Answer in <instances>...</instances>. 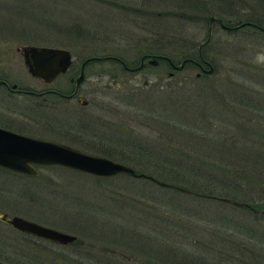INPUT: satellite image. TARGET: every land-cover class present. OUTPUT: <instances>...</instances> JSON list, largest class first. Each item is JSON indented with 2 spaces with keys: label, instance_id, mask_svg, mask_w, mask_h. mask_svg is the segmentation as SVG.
Wrapping results in <instances>:
<instances>
[{
  "label": "rangeland",
  "instance_id": "1",
  "mask_svg": "<svg viewBox=\"0 0 264 264\" xmlns=\"http://www.w3.org/2000/svg\"><path fill=\"white\" fill-rule=\"evenodd\" d=\"M219 1L0 0V78L38 90L53 87L54 79L45 82L27 71L18 49L27 44L67 48L76 64L87 55L101 54L134 64L147 50L154 55L164 52L179 62L182 53L194 55L209 27V41L201 51L212 73L196 76L199 70L194 65L174 69L164 60L144 62L129 72L109 59L90 61L80 84L87 104L58 100L56 117L62 124L78 116L95 127L103 123L105 130L94 136L108 139L112 159L136 170L158 175L172 170L178 177L179 166L189 170L192 163L208 174L203 178L190 172L198 177L196 182L212 183L220 194H231L230 186H250L252 201H264V173H251L256 169L238 150L249 149L250 142L242 140L264 139V108L238 106L226 94L238 83L245 86L243 92L262 86L264 33L249 26L228 30L216 20H205L218 15L234 22L254 17L262 21L264 8L257 0H226L231 5ZM68 74L58 75L56 85L67 86ZM256 93L260 99L261 93ZM35 99L9 96L0 84L2 115L22 117L19 111L25 106L36 109ZM40 102L37 110L52 119L51 94ZM59 110L65 114L58 115ZM166 158L169 165L160 168ZM38 170L39 176L29 178L0 167V210L7 209L8 215L18 212L74 234L75 239L52 249L16 243L20 234L0 220V260L241 264L248 249L264 251L260 239L264 212H249L212 196H196L125 174L97 177L56 166ZM182 178L178 185L194 183ZM19 248L28 249L35 258L11 254Z\"/></svg>",
  "mask_w": 264,
  "mask_h": 264
},
{
  "label": "water",
  "instance_id": "2",
  "mask_svg": "<svg viewBox=\"0 0 264 264\" xmlns=\"http://www.w3.org/2000/svg\"><path fill=\"white\" fill-rule=\"evenodd\" d=\"M212 20H216L222 28H229V26L224 24L220 18L210 15L208 21L210 22ZM250 24L252 23L249 21H241L233 27ZM209 35L210 32L208 31L207 37L198 44V50L201 45L208 40ZM18 49L21 51L23 63L29 74L38 77L45 82L51 81L55 75L63 72L71 61L68 49L63 47L27 44L20 46ZM146 56L147 54L142 55L139 63L133 67V69H139L143 65L142 59ZM92 58L97 57H88L84 61ZM157 58H165L171 68L174 69H180L186 60H191L190 58H183L179 63L175 64L167 56L150 54L146 63L155 64ZM206 63L207 68H204L203 72H210L212 66L209 62L206 61ZM199 74V72L196 73V75ZM82 77L83 69L81 68L75 78V86H78ZM2 82L3 81L0 80V83ZM12 86H15V84H12ZM34 165H58L99 177L125 174L133 177L148 178L159 185L172 186L175 189L190 192L189 189L182 186H173L142 171H136L131 165L112 159L108 156L88 153L61 142L21 134L0 127V167L16 172L36 175L37 171ZM212 197L237 206L250 207L248 203L243 201H234L230 198L220 196ZM256 211L262 212L264 211V207L259 208ZM0 218L4 219V215H1ZM8 222L17 229L34 233L59 243H68L75 238L74 234L45 226L17 215L11 216L8 219ZM0 264L11 263L0 260Z\"/></svg>",
  "mask_w": 264,
  "mask_h": 264
},
{
  "label": "flooded vegetation",
  "instance_id": "3",
  "mask_svg": "<svg viewBox=\"0 0 264 264\" xmlns=\"http://www.w3.org/2000/svg\"><path fill=\"white\" fill-rule=\"evenodd\" d=\"M64 48V47H63ZM67 49V48H66ZM70 53V58L71 61L68 64L67 68L63 71L55 75L54 79V85L52 88H45V89H34V88H27L23 87L21 85H18L16 82H10L7 81L5 78H0L3 82L0 83L3 85L5 88L7 94L9 96L16 95V94H21L23 96H33V97H39L41 96V100L44 99L45 94H51L52 96V102H53V116L52 119H49L50 117H47L46 112H39L37 110L39 105H42L40 102V99H35L34 102L37 105L35 110H30L26 106L19 111V113L22 115V117H15V116H9V115H2L0 114V127L6 128L8 130L21 133V134H26V135H31L34 137H39V138H44V139H50L54 140L57 142H61L64 144H67L69 146L76 147L82 151L92 153V154H97V155H103V156H108L111 158V154H113V150L109 146V141L108 139H102L100 137L94 136L96 132H103L105 128H103L104 124L99 123L100 126L95 127L93 126V123L88 122L82 117H75L69 124H62L61 123V118L56 117V103L58 100H64V101H71V100H76V102L83 106L87 104V99L84 98L83 96L80 95V84L84 78V70L89 64L90 61H101V60H112L114 62H117V64L125 71H135L136 69H133L139 61L142 55L147 54L145 58L142 59L143 64L146 62L147 58L151 53L148 52H143L139 56V60L137 63H129L126 64L123 59H121L118 56L115 55H109V54H101V55H87L83 58H81L79 64H76L72 58L70 50H68ZM163 55V54H161ZM167 56V55H164ZM88 57H97V58H92L89 60L84 61ZM168 57V56H167ZM169 58V57H168ZM170 59V58H169ZM157 60H164L169 67H171L168 63V61L165 58H157ZM201 61L204 63L203 65L207 66V63L205 59H201ZM208 62V61H207ZM196 63V67L199 71V73L203 72L204 66L201 65L200 63ZM142 67V66H141ZM83 69V77L78 84V86H75V78L80 72V69ZM68 71V76H67V86H59L56 85V78L58 75L63 74ZM196 72V73H197ZM195 73V75H196ZM199 76V75H196ZM38 78V77H37ZM40 79V78H39ZM12 84H15V86H12ZM81 99V100H79ZM84 100V101H82ZM62 111H58V115H63L65 114V111L61 113ZM75 115L77 113V110L75 108ZM53 120V122H51ZM43 166V167H51V166H56V167H62L58 165H34L37 173L36 175H30V174H25L21 172H16L12 171L18 175L24 176V177H29V178H34L40 175V171L38 170V167ZM66 168V167H62ZM5 169V168H4ZM69 169V168H68ZM72 170V169H71ZM98 177V176H97ZM12 212L10 215H8V210L1 211L0 210V216L4 215V219H1V221L9 224L11 227H13L17 232L20 234L19 240L16 241L29 245V246H37L39 248H53L52 246H56V244H61L65 245L66 243H59L54 240H51L49 238L26 232L20 229L15 228L12 226L9 222L8 219L13 216L17 215L22 218H25L27 220L49 226L55 229L60 230L59 228H56L54 226H50L48 224L40 223L39 221L33 220L29 217H26L22 214H19L18 212L14 211H9ZM62 231V230H61ZM65 232V231H64ZM75 239V238H74ZM16 240V239H15ZM73 241V240H72ZM70 243V242H68ZM74 250V248L72 249ZM17 251H20L17 253ZM76 249L74 250V252ZM249 251V252H248ZM244 262H241V264H264V251H253L251 249H248ZM11 254H23L26 256V259L30 260L33 258L35 255L27 250H23V248H19L15 250V253L12 252ZM35 258V257H34ZM242 258V257H241ZM246 260V261H245ZM255 260V261H253ZM3 261V260H2ZM6 262V261H5Z\"/></svg>",
  "mask_w": 264,
  "mask_h": 264
},
{
  "label": "trees",
  "instance_id": "4",
  "mask_svg": "<svg viewBox=\"0 0 264 264\" xmlns=\"http://www.w3.org/2000/svg\"><path fill=\"white\" fill-rule=\"evenodd\" d=\"M256 2L257 3L261 2V6H262V8H264V0H257ZM227 3H228V5H231L230 2H227L226 0H220L218 2L219 5L227 4ZM219 7L222 8V6H219ZM226 8L229 9L230 6H226ZM252 14L257 15V12H254ZM263 15L264 14L262 13L261 16L263 17ZM215 16L220 18L221 21L224 24L229 26V28H226L228 30H232V29L234 30V29H237L238 27L240 28L241 26H238V27H233V26H235L236 24H238L241 21H249V22H251L254 25L250 24V25H242V26L254 27V28H256V30L258 32L264 33V20L258 21V19L254 17V18L237 19V21L234 22L228 17L227 18H223V17L218 16V15H215ZM205 20H208V17H205ZM259 27H261V28H259ZM207 30L209 31V27L207 28ZM207 35H208V32H207V34L205 35V37L202 40H204L207 37ZM208 41H209V38H208V40L205 43H203L201 45L199 50H198V48L195 50L194 55H188V54H185V53H182V54L178 55L179 58H181V60L183 58H190L191 59V60H186L183 63V65H185L187 63V64H192V65H194L196 67V63L195 62L200 63L201 65H203L204 63L201 61V59H205V60H207L209 62V60L206 58V56L201 51L202 48L208 43ZM145 52L151 53L149 50H147ZM161 54L167 55L170 58V60L173 63H175V64H177V63H179L181 61V60L179 62L176 61L175 59L171 58L169 56V54H166L164 52H162ZM126 64H128V63H126ZM203 66H204V68L207 67L206 65H203ZM212 72H213V70H211L210 72H201L199 74V76L201 74H209V73H212ZM260 83H261L262 86H259V87L261 89H264V81L261 80ZM257 84H259V82ZM236 86H237V88L233 87L232 90H227L226 94L229 97V101H235L238 106L250 107V108H255V109H260L261 107L264 108V91H260L261 89L257 88V90H255V91H251V89H250L247 92H243L245 90H242V87H245V86H243L242 83H238V84H236ZM257 91L259 93H261V96L259 95L260 99L256 96L257 95V93H256ZM222 95L223 94H220V98L221 99H223ZM223 105H224V103H223ZM244 132H247V131H244ZM248 137L253 139L251 136H248ZM263 137H264V134H263ZM242 141L243 142H250V144H248V146H247L249 149H247L246 147L242 146L238 150H239V152L241 151L242 154L245 156V160L248 161V159H249L248 163L251 164L256 169L255 171H251V173L254 172L253 174L256 173L257 175H260V176L263 175V173H264V139L262 140L260 136L259 137L255 136L254 140H242ZM261 146H262V149H260ZM250 154L253 155L254 158H250ZM253 159H255V161ZM165 162L166 163L163 164L160 168H164V166H166V165L168 166L169 165V161L167 160V158L165 159ZM189 164H190V166L188 165L189 166L188 167L189 170H186L183 167V165L179 166L178 172H177L179 174L178 175L179 178L176 175L173 176V173H171L172 170H169V172H167L168 175H166V174L165 175H163V174L158 175V174H155L153 171H143V170H136V169L135 170L136 171H142V172H144L146 174H149V175L153 176L154 178H156L158 180H162V181H164V182H166V183H168L170 185L182 186L184 188H187V189L190 190V192H187V193H190V194H193V195H196V196H202V197L220 196V197L230 198V199H232L234 201L246 202V203H248L250 205V207H246V206H238V207H243V208L247 209L249 212H254L255 213L257 209L262 208V206H264V201H260V200L259 201H252L253 199L249 197V195H251V193H250L251 192V187L250 186H248V187L245 186L244 188L239 187V185L230 186L231 192L233 193V191H234L233 194L232 193L231 194H229V193L220 194L221 192L217 191V188H215L214 184L209 183V182H207V183L196 182V178H198V177H195L190 172L197 171L199 174H202V177L204 178V177H208V174H206L207 171L206 170H200V171L196 170L197 169L196 166H193L192 163H189ZM187 173H189L188 174L189 177H187V175H184V174H187ZM181 174L184 175V177L186 176V178H182ZM181 178H182L183 181H184V179L187 180V181L193 180L194 183L187 184L188 187L183 186V184L182 185H178L180 183H177L176 181H178ZM146 179H148V178H146ZM148 180H150V179H148ZM181 183H182V181H181ZM195 183L198 186L194 185ZM200 185H202V187ZM168 187L174 188L172 186H168ZM262 212H264V211H262ZM260 239H261V242L264 243V237L263 238L260 237ZM73 241H71V242H73Z\"/></svg>",
  "mask_w": 264,
  "mask_h": 264
}]
</instances>
